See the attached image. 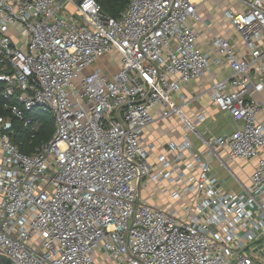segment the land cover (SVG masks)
I'll return each instance as SVG.
<instances>
[{"label": "built area", "instance_id": "2783aa9c", "mask_svg": "<svg viewBox=\"0 0 264 264\" xmlns=\"http://www.w3.org/2000/svg\"><path fill=\"white\" fill-rule=\"evenodd\" d=\"M205 0H131L117 18L95 0H0V84L11 113L53 118L54 132L18 151L0 118V255L15 264H264V4L231 0L237 36L197 43ZM212 67L226 68L218 78ZM230 116L227 136H205L199 97ZM185 135L155 154L157 121ZM213 159L238 191L219 185ZM255 160L246 179L232 164ZM151 200L153 203H150ZM162 203V201H166Z\"/></svg>", "mask_w": 264, "mask_h": 264}, {"label": "crops", "instance_id": "0c3cea01", "mask_svg": "<svg viewBox=\"0 0 264 264\" xmlns=\"http://www.w3.org/2000/svg\"><path fill=\"white\" fill-rule=\"evenodd\" d=\"M262 2L264 4V0ZM226 9L239 10L240 7L231 0H205L198 7V13L202 21L195 26V31L198 35L197 43L202 50L208 51L211 35L226 36L232 45L237 46V36L223 16V12ZM212 71L218 78L229 74L226 68L212 67ZM209 84V80L206 77H202L182 88V94L187 99L199 97L192 104L190 110L186 111V114L191 117L194 112H205L207 118L203 126L200 127L203 135L206 132L205 136H227L233 132L234 123L228 114L220 112L209 104L207 97ZM257 98L264 105V92L261 95L259 94ZM261 119H264V112ZM183 135H185V132L183 131L182 124L178 120L173 119L171 123L157 121L147 127L144 131L143 140L145 143L152 145L153 151L157 154L166 147V144L170 140L178 139ZM208 160L212 168L218 170L217 177L222 189L224 191H238L234 179L225 170L219 168L218 162L213 159ZM255 162L253 160L245 166L241 165L242 163H234L231 165L232 170L240 178L246 179ZM149 202L153 203L154 201L149 200ZM93 264L118 263L107 257L104 252H98L94 255Z\"/></svg>", "mask_w": 264, "mask_h": 264}, {"label": "trees", "instance_id": "16d2710c", "mask_svg": "<svg viewBox=\"0 0 264 264\" xmlns=\"http://www.w3.org/2000/svg\"><path fill=\"white\" fill-rule=\"evenodd\" d=\"M102 13L111 18H117L131 0H95ZM13 102L2 97V85L0 84V118H6L9 122L7 133L18 151L30 154L43 143L50 140L53 135V118L49 113H41L36 109L24 111V119L38 121V127L32 129V125L24 126V121L15 117L10 106ZM44 115V116H43Z\"/></svg>", "mask_w": 264, "mask_h": 264}, {"label": "water", "instance_id": "95a60500", "mask_svg": "<svg viewBox=\"0 0 264 264\" xmlns=\"http://www.w3.org/2000/svg\"><path fill=\"white\" fill-rule=\"evenodd\" d=\"M0 264H15V263L12 262L9 258L0 255Z\"/></svg>", "mask_w": 264, "mask_h": 264}, {"label": "rangeland", "instance_id": "374dc122", "mask_svg": "<svg viewBox=\"0 0 264 264\" xmlns=\"http://www.w3.org/2000/svg\"><path fill=\"white\" fill-rule=\"evenodd\" d=\"M44 116V115H43ZM201 129V128H200ZM201 131V130H200ZM206 134V132H204V135ZM151 201V200H150ZM155 202V201H154ZM164 202H167V201H162V203H164Z\"/></svg>", "mask_w": 264, "mask_h": 264}]
</instances>
